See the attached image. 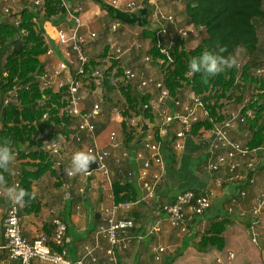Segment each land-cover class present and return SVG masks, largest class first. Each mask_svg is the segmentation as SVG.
<instances>
[{"label": "built area", "instance_id": "1", "mask_svg": "<svg viewBox=\"0 0 264 264\" xmlns=\"http://www.w3.org/2000/svg\"><path fill=\"white\" fill-rule=\"evenodd\" d=\"M29 5L34 9H41L45 0H27ZM106 3L117 5L119 0H105ZM62 7L65 10V18L57 21L62 27H56L57 32V51L47 50L45 67L42 71L36 74L35 82L37 87L42 91L52 90L54 93H62V100L66 102L63 110V115L69 117L70 127L73 129L72 139L70 144L56 140L47 144L44 148L46 154L58 158V167L63 171V178L68 179L69 182L77 178L75 176L65 175V160L71 167V156L75 151L83 150L95 156L96 172L100 174L102 183H105L109 188V204L104 206L101 211L100 223L96 226L93 238L95 245L86 244L83 247L85 257H89L93 263H98V259L94 256V251L100 250L104 252L109 258L110 262L117 264V252L128 250L133 241L137 239L134 231L137 228V220L132 218L130 212L135 206L146 204L149 201L156 200V188L158 185L164 183L169 176V161L167 160V142L173 143L175 152L185 149V142L188 138L192 137V129L194 125L202 122H210L212 128L207 135H210V140L205 143L203 147L206 150V163L203 165L202 170L208 175H214L220 172L223 168H228L231 174L241 166L240 160H246L247 168L249 171L256 172V165L261 159V149H251L248 144H241L233 141L229 134L236 127L235 121L238 119L239 112H227L228 119L225 122H216L209 110V104L205 101V94L188 95V98L174 99L166 84L161 81H156L155 95L156 98L145 105L146 109L151 110L154 115V120L158 121L160 126H152L151 119L143 116H132L125 118L124 114L120 113L118 108L113 109L116 119L121 123L129 125V129L139 128L143 129L144 123L147 124V133L141 140L142 148L139 149L136 156H132L129 150L121 151L118 155H113L112 148L119 146L116 143L118 135L113 132L109 140L111 144L108 147H102L97 141V126L95 121L100 117L103 109L100 103H95L88 110H83L81 107L85 97L82 95V83L77 80L79 75L86 74V66L89 63V57L85 50L88 39L82 33L83 29L87 27L83 19V8L78 6L76 8L70 6L67 0H62ZM131 9L139 8L140 6L131 2L128 4ZM43 10V9H41ZM7 13L8 10H7ZM154 17L158 20V28L155 31L156 44L161 48V52L168 57L170 62L173 61L172 52L176 46V42L181 39L184 41L189 40L188 30H176L178 23L173 15L159 12ZM51 23L53 26L54 23ZM65 24H68L65 26ZM111 32H115L121 28V24L114 22L110 24ZM195 37H198L199 31H193ZM92 40L97 38L95 32L89 34ZM49 42V41H48ZM143 44L135 42L132 46L123 48L118 45L111 46L116 60H120L125 55H130L131 52L141 51ZM58 49L61 55L58 54ZM116 55V56H115ZM57 58L61 61L57 62ZM151 57H144L143 62L148 63ZM63 59V60H62ZM107 58L102 61V67L96 70L93 75L102 81L105 74H110V85L120 90L121 85H127L129 81L137 77V74L130 68H124V73L119 75L118 71L111 70ZM193 74L189 75L192 76ZM149 82H153L152 79ZM147 81H143L139 86V90H144L148 87ZM67 89V92H64ZM153 93V92H152ZM16 92L9 93L0 101L1 106H7L12 103L13 97ZM172 101L180 112L175 115L171 114L162 105ZM248 103L245 101L244 104ZM243 107V106H242ZM242 109V108H241ZM250 115V113H249ZM61 116V115H60ZM61 118V117H60ZM65 118V117H63ZM61 118V119H63ZM49 115L44 116V120H48ZM245 118L241 119L244 122ZM181 124L179 131L170 132L169 127L176 123ZM65 126V122L62 120ZM1 125V124H0ZM138 133H143L141 132ZM171 134V135H170ZM75 148V149H74ZM114 158V163L121 166L124 162L133 163L137 165L138 178L137 182L140 185L142 194L135 202L132 203H117L112 192L114 180L113 168L111 167L110 160ZM57 167V168H58ZM69 167V168H70ZM154 173L151 174V170ZM84 172V186L80 189V193H85L88 187V179L94 172ZM19 176V175H18ZM133 177V172L130 175ZM264 180V178H263ZM70 184V183H68ZM20 179L15 182V187H19ZM70 186V185H69ZM241 196H246L243 192ZM233 204L238 203V198L232 199ZM212 208V194H197L196 191L186 190L177 194L175 199L164 205L163 212L166 216V221L174 229L180 230L182 233H188L191 226V218L188 215L201 217ZM232 211V210H231ZM251 215L254 220L264 216V192L260 194L255 200L251 210ZM22 216L21 209L18 203L12 202L8 207L6 217L3 223L0 224V231L2 232L5 244L4 249L8 251V261L14 264H85L84 258L74 261L71 258L70 250L67 247V224L56 216L52 222L54 227L49 234H42L33 240H29L23 235L22 230ZM160 230L159 225L154 226L145 238H150ZM253 241L256 243L254 236ZM106 239L108 247L100 243V239ZM153 259L156 264H163V257L166 253V248L162 245H154L150 249ZM236 258L235 254L230 253L229 259L232 261Z\"/></svg>", "mask_w": 264, "mask_h": 264}, {"label": "trees", "instance_id": "2", "mask_svg": "<svg viewBox=\"0 0 264 264\" xmlns=\"http://www.w3.org/2000/svg\"><path fill=\"white\" fill-rule=\"evenodd\" d=\"M186 2L185 10L188 21L194 28L199 30V34L204 31L206 37L191 51L186 50L185 41L179 39L172 52L173 61L170 62L156 44L155 31H143L145 37L152 39V44L147 50V56L145 55L151 58L148 63L141 64L139 62L140 53H137V60L134 59L136 52L129 55V59L134 55L132 61H138V64L141 65L128 66L127 64V67H125V69H132L137 74V77L129 81L127 85L120 86V90L125 94L128 101L127 111L123 112L124 117L143 116L152 121L154 120V115L151 110L145 108V105L151 100L150 94L154 95V99L156 98L154 84H156V81H162L164 76V83L169 89L171 96L174 99L181 100L186 99L189 88L196 95H202L204 94V89L212 86L214 90H217L218 96L223 98L229 97L228 93L230 92L234 95L238 90L251 91V89L255 88H252L253 84L259 85L258 88L254 89L259 91L257 90V94L250 97L247 104L242 103L244 101L242 98H244L245 94L244 96L241 95L237 98L240 105L236 106V109H234L235 107L232 108L231 111L236 113L240 111L238 119L235 121L236 127L233 130L238 129L239 126L247 127L251 132V139L248 142L249 147L251 149L264 148V77H252L250 80L252 74H249L250 69L253 67L258 68V75L263 74L264 76V61L255 62V58L262 51L259 32L260 28L264 26V0H186ZM44 3V10L29 8L22 10L18 15L16 14V17L20 16L19 22L15 23V21L8 20L0 24V91L4 97L9 93H13V91L16 92L15 97L12 99V104L16 106L8 108L4 117L0 116L2 124L0 144H8L13 152L17 151L20 154V158L25 160L19 188H23L26 191V195L22 200L26 208H30V205L35 202L33 185L36 181L40 180L48 172L57 176L61 175L57 170H53V164L48 161V154L43 151L42 146L46 139L53 140L57 138L48 134V131L51 129L53 121L55 124L61 122L60 117H58L60 115L59 110L60 107L61 109L65 107L66 102L62 100V93H54L52 90L42 92L37 87L33 74L39 70L42 71L45 67L43 59L47 54L48 48L44 40L46 32L44 24L54 20L53 23L55 25L62 27L63 25H60L57 21L62 15H65V10L62 7V0H45ZM40 11L43 12V15H41ZM173 17L175 16L173 15ZM19 43L21 44L20 48L17 47ZM144 48L143 45L141 51ZM107 49L111 50V46L106 47V51H108ZM222 49L223 51H221ZM110 52L111 55H114L112 50ZM204 52L225 57L234 56L237 63L214 77L207 76L204 73H194L189 76L188 64L190 60L193 57L202 55ZM240 53L244 58H249L245 64L239 61ZM103 55L105 56V54H101L89 57L86 74L77 77V80L85 88H90L91 91L97 89L96 83L99 78L94 76L93 73L100 69L101 61L106 59L101 60ZM142 65H145L146 68ZM147 65L153 66L155 69L159 68L160 72H163V74L159 72L156 74L161 77V80L152 78L154 73L152 75L147 73L149 70ZM123 71L124 68L122 70L119 68V75L123 74ZM6 73L7 76H5ZM109 77L110 74H105V78L100 81V84H103L108 91H113L116 87L110 85ZM150 79L153 80L152 83L149 82ZM143 81L149 82L148 87L144 90H139V86L142 85ZM64 92H67V89ZM233 95L231 98H233ZM209 99V97H205V101L210 103L208 108L216 122H225L230 119L227 116V112L230 111H227L229 109L225 108V104L216 103L212 105ZM35 105L37 106L35 107ZM249 110L254 112V118L251 117L252 115L247 114ZM132 111L136 113L129 114ZM46 114L49 115L48 120H44ZM243 117L245 118L244 122L241 121ZM63 122L66 124L65 127L67 129L65 130L67 134L73 132L70 127V118H63ZM123 128L126 132L124 141L131 143L132 137L130 134L133 129H129L125 126V123H123ZM211 128L212 124L210 122L198 123L194 125L192 135L197 138L204 137ZM146 133L147 131L139 133V136L142 137ZM13 142L24 145L27 148L26 151L14 147ZM167 149V160L171 165H174L177 156L174 153L172 142H167ZM262 154L264 155V151H262ZM128 164L130 163L124 162L117 167L123 170L124 166ZM10 170L11 166L8 169H0L2 180L9 181L11 178ZM200 170L203 171L202 168ZM131 171L132 169H128L124 173L126 175L124 181H114L113 183L112 192L117 203H132L139 197V191L131 181ZM80 180L84 182V177ZM196 193L198 194L199 191L197 190ZM61 219L65 222L63 217ZM65 223L67 224V222ZM224 230V224L215 223L202 237L199 250L207 251L209 248L223 250L225 248V240L222 236ZM68 236L67 234V239ZM67 247L69 248L68 242Z\"/></svg>", "mask_w": 264, "mask_h": 264}, {"label": "crops", "instance_id": "3", "mask_svg": "<svg viewBox=\"0 0 264 264\" xmlns=\"http://www.w3.org/2000/svg\"><path fill=\"white\" fill-rule=\"evenodd\" d=\"M16 2L17 0H0V6L17 9L18 6L25 7L26 5L24 0H21L20 5ZM131 2L137 3L140 7L136 9L129 8L128 4ZM67 3L74 8L78 6L83 8V19L87 24V27L82 30V33L88 39V44L86 46L88 57L101 55L104 53V50L106 51V47L108 48V46H113L115 44L119 45L118 43H121L120 46H122L129 43L128 39H130V37L138 30L141 31L142 35V38H139L141 41H138L142 43L144 47H149L152 44V39L146 38L143 31L151 30V25L158 23L154 14L156 15L160 11H164V13L167 14H173L177 17L178 23L181 21L185 23L187 27L192 26L186 15V0H119L118 4L115 6L106 3L105 0H67ZM10 14L11 13L9 12V15ZM13 15L15 14L13 13ZM64 18L65 15H62L59 20L65 22ZM8 20L9 18L6 19L0 15V24ZM53 21L54 20H50L49 22L53 23ZM49 22L48 26H46V33L48 32V29L54 30L58 27L52 26ZM114 22L122 24L120 31L118 30L119 32L116 35L111 34V30H109V25ZM66 25L68 24H65V26ZM195 31L199 30L195 28ZM90 32H95L97 38L92 40L89 36ZM117 38H119V40H117ZM52 42L56 43V41ZM45 59H43L44 63L46 61ZM134 59H136V57ZM132 60L129 62L128 66H134L139 63L138 61L133 62ZM100 66L102 67V64H100ZM147 73L149 74L150 72L148 71ZM81 107L83 110H88L92 105L90 106L88 101H83ZM230 107V105H225V108L227 109ZM227 111H231V109ZM113 120H115V118H113ZM121 130L123 131V125L121 126ZM113 132L118 135L116 143L119 144L117 148H112L113 155H118L124 150L130 151L135 147H138L139 149L142 148L140 142L144 136L140 137L138 135L137 140L131 144L124 141L123 134L121 135L119 131L116 130ZM113 132H111V134ZM125 134L126 132L124 135ZM121 137L123 138L121 139ZM250 137L251 132L245 126H239L238 129L233 130L230 133V138L241 144H248L251 139ZM109 143L111 144L110 140ZM192 144V140L187 139L185 142L186 148L184 149L185 152H190L189 155L191 157L194 156L193 160L196 162H192L191 165L183 164V161L186 158L184 152L181 155L179 152H174L177 156L176 159L180 162V169L182 167V170H185L187 173V177L183 176V179L180 177V180L183 182H179L180 184L178 182H173L169 176L164 183L157 186L155 201H149L146 204L144 203L140 206H135L130 212L131 217L137 220V228L133 232L134 235L137 236V239L133 241L128 250L117 252V264H156L153 255L150 252L151 247L154 245H162L166 248V253L163 257V264H264V216L254 220L251 215L254 200L264 192V155H261V159L258 162V170L254 173L247 168L246 160L241 159V166L234 174H231L228 168H223L220 172L212 176L208 175L207 178L205 174L199 173L202 168V166L199 165V160L202 161L204 159L206 150L202 145L196 147L192 146ZM102 147L109 148V145ZM14 153L15 159L12 162L9 173L11 178H8L9 181L0 180V224L3 223L7 209L12 204V201L6 195V189L7 187L15 186L17 179H20L23 171L22 168L24 166L23 163L25 162V160L20 158V154L17 151ZM54 159L56 160L55 162H58V158L54 157ZM55 162H53V165ZM110 164L114 171L112 178L116 182L124 181L126 177L124 173L128 169H132L131 173L133 172V177L131 181L139 191L140 196L142 192L140 185L137 182V165L131 163L124 166L123 170H120V168L114 164V158H111ZM57 167L58 163H55L53 170H57V172L63 176V171L61 172L60 167ZM195 172H198L199 175L201 174L202 178H200L199 175L197 177ZM153 173L154 169L151 170V174ZM48 174L50 176L52 175L51 172H48L44 177L34 183L33 193L35 196V202L30 205V208H26L22 201L18 203L23 218V235L29 240H33L42 234H48L52 231V222L56 217L57 210L50 211L52 209L49 207L51 203L50 199L57 198L59 201V197L62 196V193H56L53 191L54 184L48 180ZM61 175H59V177H62ZM91 177H99V180H96L97 182H90V184H88L89 190L92 191V197L89 196V194L87 196H82L84 195V193H82V195L79 196L72 192L68 197H72V200H75V202L77 201V207L76 210L71 212L70 219H66V216L62 212L59 213V210L57 212V216L63 217L65 222H67L69 235L68 246L71 258L74 261L85 257L83 252L84 245L88 242V244L95 245L93 238L95 229H93L92 222L88 218L89 211L86 205L91 204L94 206V204L97 203L98 209L94 211L96 216L104 206L109 204L110 190L105 183H102L100 174L95 171ZM91 177H89V181ZM77 181L79 180L76 178L69 182L70 186H64L68 188L73 187L77 184ZM73 182L74 184H72ZM192 189L194 191L198 190L200 194L211 193L212 208L201 217H193L189 214L188 218H191L189 232L182 233L180 230L172 228L166 221L163 207L172 202L180 192ZM243 192L246 193V196L244 197L240 195ZM233 198H238L237 204H233ZM84 202L87 204H84ZM100 220H97L98 223H100ZM215 223L224 224L225 230L222 236L225 240V248L223 250L209 248L207 251H200L199 244L202 237ZM71 224L77 227L79 233L88 237L87 241L80 243L78 240H71L69 234V226ZM158 225L160 230L156 232L154 236L145 238L146 233H148L154 226ZM250 229H256L260 233L262 239V247L260 251H251L243 244V241L247 238L246 232H249ZM100 243L108 247L106 239L101 238ZM4 244L5 241L2 232L0 231V264H14L8 261V251L3 248ZM186 245L187 247L185 248ZM230 253H233L236 256L232 261L229 259ZM94 256L98 259V263H93L89 257L84 258V263L115 264L110 262L107 255L100 250L94 251ZM35 264L40 263L35 262Z\"/></svg>", "mask_w": 264, "mask_h": 264}, {"label": "rangeland", "instance_id": "4", "mask_svg": "<svg viewBox=\"0 0 264 264\" xmlns=\"http://www.w3.org/2000/svg\"><path fill=\"white\" fill-rule=\"evenodd\" d=\"M24 1L26 2L25 7L18 6L17 9H14L12 7H7V6H0V15H2L3 17H5L6 19L9 18V20L15 21V23L17 21L19 22L20 16H17L16 17V14L17 15L20 14V12L22 10H24V9H29V8H32L33 9V7H30L29 2L27 0H24ZM16 3L18 5H20L21 4V0H17ZM44 8H45V6L42 5L41 9L44 10ZM7 9H10V13H11L10 15L7 13ZM40 12H41V15H43V12L42 11H40ZM13 13L15 15H13ZM174 18L176 19V21L178 23L177 17L175 16ZM48 22H46L44 24L45 30H46V26H48ZM180 22L178 23V28L176 27V29H174V32L176 30H184V29L185 30H188V32H189V40L188 41H185V43H186V50H190L191 51V50H193V49H195L197 47V45L201 42V40L203 38L206 37V33L204 31H202L198 35V37H195V34H192V30L194 31L195 28L192 27V26L187 27L185 25V23H183V22L180 23ZM157 25H158V23H156L154 25H151V27H150L151 30H156L158 28ZM109 28H110V25H109ZM119 31H120V29H119ZM119 31L117 30L114 33L110 31V33L113 34V35H116ZM259 35H260V39H261V42H262V46H261L262 47V51H260L259 54H258V56L255 58V62L256 61L257 62L258 61L259 62L260 61H264V26L260 28ZM44 37H45V39H44L45 40V45L47 46V48L50 49V50H52V51H57V48H56V47H58L57 46V43H53L52 42V41H54V42L57 41L58 35H57L56 30L55 29L54 30H52V29L49 30L48 29V32L47 33L45 32V36ZM139 38H142V35H141V31L138 30V31H136V33L134 35H132L130 37V39H128L129 43H127L125 45H122L121 47H123V48L130 47L135 42H139L138 41V40H140ZM146 38H150V37H146ZM117 40H119V38H117ZM118 44H119L118 46L121 45V43H118ZM108 47H110V46H108ZM147 50H148V46H146L143 51H135L136 52L135 53V57L137 56V53H140L141 54L140 55L141 58L139 60V62L141 64H146V63L143 62V60H144V57L147 56L146 55L147 54ZM110 51H111L110 49L108 51H105L104 50V53H102V54H105V56L103 55V58L101 60L107 58V60L109 61V66L108 67H110L111 70H114V71H118L119 72V68L122 70L123 68L127 67V64H129V62H131V60L134 58V55L131 57V59H129V55H125L119 61H116L114 59V56L111 55V52ZM58 54L61 55L60 49H58ZM44 59H45V57H44ZM45 60L48 61L49 59H45ZM248 60H249L248 57H245L244 58L243 55L240 53V55H239V61L242 64H245ZM55 61H56L55 64H57V62L61 61V58H57V60H55ZM140 65L138 64L137 66H140ZM142 66H145V65H142ZM144 68H146V66ZM147 69H149L148 71L150 72L149 73L150 75H152L154 73L152 75V78H155L157 80H161V77H159V76L156 75V74H158V72L163 74L162 71L160 72V69L159 68L155 69V67L147 65ZM260 70H261V68H260ZM39 72H40V70L37 71V72H35L33 74V76L35 77L36 74H38ZM253 73H255V74L253 75ZM165 74H166V72H165ZM249 74H252L250 76V80L252 79V77L253 78H257V76L260 77V78H263L264 77L263 74L262 75H258L259 74L258 73V68H253L252 67L250 69V71H249ZM5 76H7V73L5 74ZM163 79H165V76L162 78V81H161V82L164 83L165 80H163ZM96 84H97V89L96 90H92V91H91L90 88H85L84 86H82V88H83V96L85 97L84 101H88L89 104H90V106L91 105L93 106V104H95V103H100V105L102 106L103 111H102L100 117L95 121V124L97 126V134H96L97 141L99 142V144L101 146H105V145H110V143H109V135H111V132H113V131H116L117 130V131L120 132L121 135L123 134V137H125V135H124V133H125L124 128H123V131L124 132L121 130V126L123 124L122 123L120 124V122L116 119V115L113 113V109L117 107L118 108L117 110L118 111L121 110L120 113L123 114V112L125 110L127 111L128 101L126 99L125 94L122 93L121 90L114 89L113 91H108V89L103 84H100V81H97ZM154 85H156V84H154ZM253 87L258 88L259 85H254L253 84L252 88ZM255 88L251 89V91H246V90L245 91H241V90H238V91H236V93H234V95L230 92V93H228L229 97H223V98H221V97L218 96L217 90H214L213 87L210 86L208 89H204V94L207 95L210 98L209 100L212 102L211 103L212 105L213 104H216V103L222 104V105L223 104L230 105L231 107L228 108L230 110V109H232L234 107H235L234 109H236L237 108L236 106L240 105V102L237 101V98L240 97L241 95L244 96V94H245L244 98H242V100L244 99V101L242 103H245V101H247V99L249 100L252 95H256L257 94L256 91L258 89L254 90ZM151 90L153 91V89H151ZM240 92H243V93H240ZM193 94H194L193 91L189 88L188 95H193ZM232 95H233V98H231ZM149 96H150V99H151L150 101H153L154 95L150 94ZM3 97L4 96H3V94L0 91V101H1V99ZM187 98H188V96H187ZM54 105H55V103H54ZM56 105H57V108H58V104L57 103H56ZM162 106L164 108H166L168 111H170L171 114H173V115H175L176 113L180 112V109L177 108L175 106V104L172 103V101H170L167 104H164ZM64 108L61 109V107H60V110L61 111L59 110V112H60L59 114L61 116L58 115V117H61V118L66 117L65 114L63 115ZM133 113H136V112L132 111L129 114H133ZM249 113H250V115H252L251 117L254 118V116H255L254 115V112L249 110L247 114H249ZM113 118H115V120H113ZM62 120L63 119H61V122H59L58 124H55L54 121L52 122L51 129L48 131V134H51V135H53V136H55L57 138L56 139H53V140L46 139L44 141L45 142L44 145L42 146L43 151H44V148L47 146V144H49L51 142H54L56 140H59L60 142H65V144H70L71 139H72V133L73 132H71L70 134L69 133L67 134V132L65 130V129H67V127H65L62 124ZM151 124H152V126H157V127L160 126V125H158V121H156V120H153L151 122ZM125 126H128L129 127V125L126 124V123H125ZM0 128H1V125H0ZM132 129L133 130L131 131V134H130V136L132 137L131 144L135 140H137V136L140 135L138 132H141L142 128L141 129H139V128H132ZM180 129H181V124H179L178 122L175 125H173V126H171V127L168 128V130L170 132H174V131L176 132V131H179ZM99 133H100V135H99ZM133 133H134V135H133ZM123 137H121V139ZM188 139H191L192 140V142H193L192 146H196L197 147V146H200V145L203 146L204 145V142L206 143L207 140L209 142V140L211 138H210V135H205L204 137H199V138H197L195 136H192V137H190ZM101 140H103V141H101ZM130 151H131V155L132 156H136L137 152L139 151V148L138 147H135V148L131 149ZM183 152H184L185 157H186L185 160L183 161V164L184 165H187V164H190L191 165L192 162L193 163L196 162L195 160H193V157L194 156L191 157L189 155L190 152H185L184 150L183 151L180 150L179 151L180 155ZM188 156H190V157H188ZM47 157H48V161L51 162L52 164H53V162L56 161L52 155H49L48 154ZM67 161L68 160H65V162H66L65 168H69L70 167V164ZM55 163H57V162H55ZM55 163H54L53 166H55ZM205 163H206L205 157H204V159L202 161L199 160V165L202 166V168H203V165ZM168 164H169V176H170V177L169 176L168 177L173 182H178V183L181 182L182 183L183 181L180 180V177H181V179H183L182 178L183 176L187 177V173H186L185 170H182V167L180 169V166H179L180 165V162H179V160H176L175 163H174V165H171L170 163H168ZM171 168H172V170H171ZM257 170H258V163L256 165V171ZM198 172H199V169H198ZM198 172H195V174L197 175V177L199 175ZM199 173L205 174V176L208 178V174L205 173L204 171H200ZM201 174L199 175L200 178H202ZM82 175H83V173H79L77 175V180H79V181H77V184H75L73 187L68 188V187H65L64 186V185H67V186L69 185L68 184L69 181H68L67 178L64 179L63 177H59V175L57 176V175H53V174L51 175L52 176L51 177L48 174V176H49V179L48 180L51 183L54 184V190L53 191L56 192V193H59V192L62 193V196L59 197V201H58L57 198L50 199L51 200V203H50L49 207L52 208L50 211H55V209H56L57 210L56 211V216H57V212L59 210V213L62 212L66 216V219L69 220L70 219L71 212H73L74 210H76L77 201L75 202V200H72V197H68V196H69V194H72V192H74L76 195H79V196L82 195V193H79V190L84 186L82 180H80L82 178ZM96 180H99V177H93V178L91 177L88 184H90V182H97ZM55 184H56V186H55ZM72 184H74V182ZM86 189H88V190H86L85 193H84V195H82V196H87L89 194V196L92 197V191H90L88 187H86ZM85 203L86 202H84V204ZM86 206H87L88 211H89V217L88 218L92 222L91 224H92L93 229H95L96 226L99 224L98 221L96 219H94V216H95L94 211L98 209V205H97V203H95L94 206H92L91 204H88ZM69 234H70V238H71L72 241L78 240V242H80V243L87 241V238H88L86 235H84L82 233H79L77 231V227L75 225H73V224H71L69 226ZM246 234H247V238H246L245 241H243V244L247 248H249L251 251L252 250L260 251V249L262 247V242H261L262 239H261V236H260V233L258 232V230H256V229H250V231L249 232H246ZM252 236H254L256 238V240H257L256 243L253 241V237ZM186 247H187V245L185 246V248Z\"/></svg>", "mask_w": 264, "mask_h": 264}, {"label": "clouds", "instance_id": "5", "mask_svg": "<svg viewBox=\"0 0 264 264\" xmlns=\"http://www.w3.org/2000/svg\"><path fill=\"white\" fill-rule=\"evenodd\" d=\"M221 51H223V49ZM236 63L237 60L234 56L225 57L204 52L202 55L193 57L190 60L188 64V74L204 73L207 76L214 77L226 71L228 68L233 67ZM3 106L4 105H2V107ZM14 159L15 153L10 146L8 144H0V169L10 168ZM94 161H96V158L91 153L83 150L75 151L71 156V167L64 169L65 175L71 177L79 173L87 172L89 171L90 164ZM0 180H2V177H0ZM6 195L12 202L19 203L26 195V191L23 188L11 186L7 187Z\"/></svg>", "mask_w": 264, "mask_h": 264}, {"label": "water", "instance_id": "6", "mask_svg": "<svg viewBox=\"0 0 264 264\" xmlns=\"http://www.w3.org/2000/svg\"><path fill=\"white\" fill-rule=\"evenodd\" d=\"M20 46H21L20 43L17 44V47H18V48H20ZM15 106H16V105H14V104H12V103H10L8 106H3L2 109H1V117H4V115H5V113H6V110H7L8 108H13V107H15ZM36 106H37V105H35V107H36ZM146 129H147V124L144 123L142 131L145 132ZM12 144H13V146H15V147H17V148H20L21 150L26 151V148H25L24 146H22L21 143L13 142ZM96 168H97L96 164H92V165H90V166H89V171H87V173H89V174L92 173L93 171L96 170ZM100 217H101V214H100V213H97L96 216H95V219H96V220H100Z\"/></svg>", "mask_w": 264, "mask_h": 264}]
</instances>
